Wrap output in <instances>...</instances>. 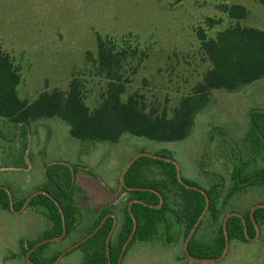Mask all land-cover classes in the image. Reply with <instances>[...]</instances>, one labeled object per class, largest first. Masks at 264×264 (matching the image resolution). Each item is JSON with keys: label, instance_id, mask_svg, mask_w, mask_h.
I'll return each mask as SVG.
<instances>
[{"label": "rangeland", "instance_id": "rangeland-1", "mask_svg": "<svg viewBox=\"0 0 264 264\" xmlns=\"http://www.w3.org/2000/svg\"><path fill=\"white\" fill-rule=\"evenodd\" d=\"M220 3L245 5L250 13L241 23L264 29V5L256 0H0V44L20 70L22 99L33 101L45 90H67L72 78L78 77L84 99L93 109L107 85L96 66L100 34L126 49L125 97L138 91L148 108H173L210 66L201 50V31L214 36L234 22L218 8ZM209 18L220 23L210 26ZM252 107L264 108V78L238 91L213 90L188 137L178 141H155L130 133L118 142L83 141L71 136L69 125L59 117L41 119L32 127L23 153L18 140L0 136V185L11 189L14 202L20 201L43 185L48 164L63 161L76 166L75 181L81 190L77 199L83 212L81 229L74 234L79 238L95 210L106 205H113L120 224L127 197L119 184L123 168L139 152H164L178 162L184 180L204 189L219 183L223 210L243 214L253 204L264 203V186L249 188L227 203L233 165L237 150L243 147ZM0 128L12 129L2 117ZM147 174L159 176L161 169L154 165ZM23 208L9 211L0 206V264H32L22 253L20 240L39 238L50 225L42 208L29 203ZM169 222V232L161 226L158 238L133 243L122 264H195L183 259V232L171 217ZM259 227L256 241L235 240L224 259L202 263L264 264V223ZM214 230L207 221L198 238H213ZM69 246V238L53 240L44 254L49 258ZM82 259L78 248L58 264H79Z\"/></svg>", "mask_w": 264, "mask_h": 264}, {"label": "trees", "instance_id": "trees-1", "mask_svg": "<svg viewBox=\"0 0 264 264\" xmlns=\"http://www.w3.org/2000/svg\"><path fill=\"white\" fill-rule=\"evenodd\" d=\"M256 1L264 5V0ZM218 8L234 22L218 30L214 36L201 31V50L210 66L192 91L181 96L173 108L167 105L163 108H148L145 96L138 91L125 97L127 80L123 68L127 58L126 49L118 47L113 40L100 34L97 37L96 66L99 73L107 79V85L101 101L93 109L84 99L83 83L78 77L72 78L67 90L55 88L41 92L33 101L22 99L18 93L22 79L20 70L12 56L0 44V117L12 128L9 132L0 128V136L10 142L18 140L23 153L29 145L28 136L32 127L41 119L59 117L69 125L71 136L83 141L118 142L125 133L155 141L187 138L197 113L210 103L213 90L238 91L264 78V29L241 23L240 20L250 13L243 4L220 3ZM209 20L210 26L220 23V20L213 18ZM242 145L237 150L238 156L233 165L232 182L227 194L228 204L233 197L249 188L264 186V108L252 107L249 110ZM157 155L168 156L164 152ZM154 165L160 167L161 175L147 174V170ZM251 166L254 169L247 171ZM76 170V166L63 161L48 164L44 183L39 188L46 193L38 192L29 200V206L42 208L50 220V225L39 238L20 240L22 253L28 260L27 254L31 250L30 259L35 264H53L66 249L47 258L44 251L51 241H45L34 248L43 239L63 235L64 225L66 234L61 239L69 238L72 245L94 231L111 212H115L112 204L95 210L94 219L83 235L79 238L74 235L81 229L83 219L77 199V193L81 190L75 181ZM123 181L119 179V184L127 197L122 221L111 236L110 264H119L123 247L134 230V219L137 226L124 256L133 243L158 238L161 226L169 232V217L179 225L186 241L207 205L206 194L182 184L177 165L170 160L141 155L124 171ZM185 181L198 186L194 181ZM219 188V183L205 188L210 205L188 245L189 253L195 257H218L226 248L224 219L230 210L224 211L220 205ZM33 192L34 190L22 200L15 201V209L20 210ZM161 197L164 202L158 206L161 204ZM130 202L132 212L129 209ZM254 205L243 213L244 218L239 215L228 217L230 242H250L246 226L250 237L257 235L255 221L259 226L264 223V206H258L252 215ZM0 206L12 211L10 194L5 188H0ZM207 221L214 225L213 238L199 239L198 233ZM114 222V216L109 215L94 235L66 254L80 248L83 259L79 264H109L107 239ZM168 241H173L171 235H168ZM183 259L195 264H205L189 258L185 250Z\"/></svg>", "mask_w": 264, "mask_h": 264}, {"label": "water", "instance_id": "water-1", "mask_svg": "<svg viewBox=\"0 0 264 264\" xmlns=\"http://www.w3.org/2000/svg\"><path fill=\"white\" fill-rule=\"evenodd\" d=\"M141 155H151V156H156V157H159V158H162V159H166V160L173 161V162L177 165V169H178V177H179V180L181 181V183L184 184L185 186L189 187V188H194V189L201 190L203 193L206 194V197H207V205H206V208H205L204 212L202 213V215L200 216V218L198 219V221L196 222V224L194 225L193 229L191 230V232L189 233V235H188V237H187V239H186V241H185L184 250H185L187 256H188L189 258L195 260V261H198V262H216V261H220V260L224 259V258L227 256V254H228V252H229V250H230V244H231V242H230V238H229V235H228V230H227V220H228V217H229L230 215H239V216H241V217L244 218L243 214H242L241 212H238V211H230V212L226 215V217H225V219H224V228H225L226 237H227V240H226V248H225L224 252H223L220 256H218V257H214V258H200V257H195V256L191 255V254L189 253V251H188V245H189V242H190V240H191V238H192V236H193V234H194L196 228L198 227L199 223L202 221V219H203L204 216L206 215V213H207V211H208V208H209V205H210V199H209V197H208V195H207V193H206V190H205L204 188H201V187H198V186L191 185V184L187 183V182L184 180L183 176H182V173H181L180 166H179L178 162H177L174 158H172V157H168V156H167V157H166V156H161V155H157V154L150 153V152H145V151H144V152H139V153H137V154H136V155H135V156H134V157H133V158H132V159H131L126 165H125V167L123 168V170H122V172H121V174H120V179H121L122 182H124V181H123V174H124V171H125V170H126V169H127V168H128L133 162H134L135 159H137V158H138L139 156H141ZM0 188H5L6 190H8V192H9V194H10V198H11V206H12V210L14 211V210H15V207H14V199H13V194H12L11 189H10L8 186H6V185H0ZM38 192H44V193H46V191L43 190V189H39V190L34 191V192L30 195V197L27 199V201H26V203H25V205H24V208H25L26 205L29 203V200L31 199V197H32L34 194L38 193ZM163 202H164V199H163V197H161V204L158 205V206H161ZM131 203H132V202H130L129 209H130V211L132 212V210H131ZM258 206H264V203H263V202L256 203V204L253 206V208H252V215H253V213H254V210H255ZM24 208H23V209H24ZM109 215H112V216H114V218H115V222H114L113 229H112V231L110 232V235H109V237H108V239H107V253H108V256H109V264H110V248H109V245H110L111 236H112V234H113V232H114V230H115V228H116V226H117V214H116L115 212H111ZM109 215H108V216H109ZM108 216H106V217L102 220V222L99 224V226H98L94 231H92V232H91L90 234H88L87 236L83 237V238L80 239L79 241L75 242L74 244H72L71 246H69L68 248H66V249L60 254V256L58 257V259H57L53 264H58L59 261L64 257V255L66 254V252L70 251L71 249H73L74 247H76L77 245H79L80 243H82L83 241H85L86 239H88L89 237H91L92 235H94V234L98 231V229L103 225V223L105 222V220L107 219ZM134 220H135L134 230H133L131 236L128 238V240L126 241V243H125V245H124V247H123V250H122V253H121V256H120L119 264H122V260H123V256H124V252H125V250H126V247H127L128 243H129L130 239L132 238L134 232H135V229H136V226H137V222H136V219H134ZM64 223H65V219H64ZM255 224H256V226H257V235H256L255 237H250V235H249V233H248V228H247V226H246V228H245V230H246V234H247L248 238H249L250 240H253V241H256V240L259 238V236H260V227H259V225H258V223H257L256 221H255ZM65 234H66V225H64V232H63V235H61L60 237H51V238L43 239L42 241L38 242V243L34 246V248L37 247L38 245H40L41 243L45 242V241H53V240L61 239ZM34 248H33V249H34ZM30 253H31V250H30V251L28 252V254H27L28 261L31 262L32 264H35V263H33V262L31 261V259H30Z\"/></svg>", "mask_w": 264, "mask_h": 264}]
</instances>
